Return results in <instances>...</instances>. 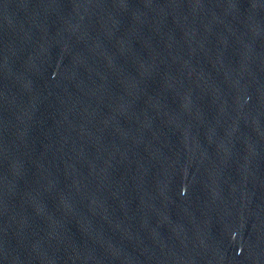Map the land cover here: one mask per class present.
<instances>
[{"label":"water","instance_id":"water-1","mask_svg":"<svg viewBox=\"0 0 264 264\" xmlns=\"http://www.w3.org/2000/svg\"><path fill=\"white\" fill-rule=\"evenodd\" d=\"M0 264H264V0H0Z\"/></svg>","mask_w":264,"mask_h":264}]
</instances>
